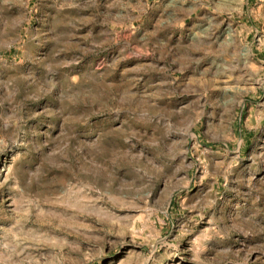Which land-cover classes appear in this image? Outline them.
I'll use <instances>...</instances> for the list:
<instances>
[{
    "label": "rangeland",
    "instance_id": "obj_1",
    "mask_svg": "<svg viewBox=\"0 0 264 264\" xmlns=\"http://www.w3.org/2000/svg\"><path fill=\"white\" fill-rule=\"evenodd\" d=\"M0 264H264V0H0Z\"/></svg>",
    "mask_w": 264,
    "mask_h": 264
}]
</instances>
